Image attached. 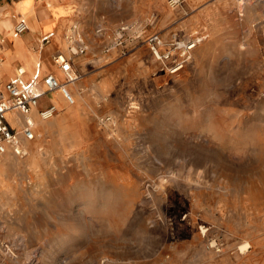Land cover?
<instances>
[{
  "label": "rangeland",
  "instance_id": "1",
  "mask_svg": "<svg viewBox=\"0 0 264 264\" xmlns=\"http://www.w3.org/2000/svg\"><path fill=\"white\" fill-rule=\"evenodd\" d=\"M259 1H205L200 27L163 33L123 0L126 17L95 30L100 51L79 31L77 55L100 56L107 78L91 81L84 116L39 130L0 166V264H264ZM121 23L137 26L114 47Z\"/></svg>",
  "mask_w": 264,
  "mask_h": 264
},
{
  "label": "crops",
  "instance_id": "2",
  "mask_svg": "<svg viewBox=\"0 0 264 264\" xmlns=\"http://www.w3.org/2000/svg\"><path fill=\"white\" fill-rule=\"evenodd\" d=\"M96 1L99 0H0V57L3 58L0 65V88L15 75L16 69L20 66L26 69L24 76L26 79L40 70L42 74L53 72L66 80V73L54 62L53 57L59 53L66 54L67 36L74 25L78 26L79 31L90 32L89 40L93 49L98 51L101 40L99 34L95 33L96 28L103 27V23L113 25L114 12L117 14L116 22L126 16L123 0L122 2L117 0L115 5L108 7ZM183 1L184 15L177 8L170 6L166 0H133L134 11L130 15L147 17V22L152 21V26L153 22H157V26L160 23L159 30L163 33L176 31L178 26L186 22L189 29L200 27L196 17L202 16L203 4L209 0ZM259 3L264 4V0H260ZM185 7L189 11L185 10ZM22 17L26 18L29 28L22 34H15V25ZM77 20L81 22L83 29ZM45 35H50V39L44 41ZM99 57L93 52L68 57L71 59V71L77 76L76 81L69 84V89L75 101L80 99L82 103L78 107L68 103L59 91L43 96L36 109L56 103L59 113L53 123H47L40 129L44 134L57 120L75 119L78 116L80 118L88 111L85 98L91 94V81L100 79L102 83L107 78L105 69L107 63L99 62ZM54 116L52 118H55Z\"/></svg>",
  "mask_w": 264,
  "mask_h": 264
},
{
  "label": "built area",
  "instance_id": "3",
  "mask_svg": "<svg viewBox=\"0 0 264 264\" xmlns=\"http://www.w3.org/2000/svg\"><path fill=\"white\" fill-rule=\"evenodd\" d=\"M170 6L174 8L181 7L183 0H167ZM137 26L135 23H121L116 30L115 46H123L126 42V33L134 30ZM29 28L26 18L22 17L14 28L15 34H22ZM100 34L103 27L97 29ZM71 45L73 54L83 53L88 48L84 38L79 32L77 25H74L67 36ZM50 39V35L44 36V41ZM154 53L160 58L163 57L157 46L161 39L158 34L150 35L147 39ZM195 46V41L183 44L182 59L173 60L170 71L177 72L184 66L185 61L189 58L188 52ZM111 47L107 48L110 50ZM166 57L169 56L164 55ZM55 63L59 64L66 73V81L62 80L53 72L42 74L37 70L34 75L26 79V69L20 66L16 69L15 75L4 83L0 88V154L12 152L17 156H25L28 153L26 147L27 141H33L36 138L35 121L32 116L34 108L39 107L40 100L43 96L59 91L70 104L75 103V97L69 89V84L77 79V76L71 71V59L64 57L63 54H57L53 57ZM3 58L0 57V65ZM40 66V65H39ZM38 115L43 119H49L58 112L56 103H51L44 108H38ZM21 116L22 118H18ZM16 119L17 121H12Z\"/></svg>",
  "mask_w": 264,
  "mask_h": 264
},
{
  "label": "bare ground",
  "instance_id": "4",
  "mask_svg": "<svg viewBox=\"0 0 264 264\" xmlns=\"http://www.w3.org/2000/svg\"><path fill=\"white\" fill-rule=\"evenodd\" d=\"M32 116H33L34 121H35V130H36L37 134H39V130L43 126H45L47 123H53L55 121V119H56V117L55 118H52L51 117L52 119L51 118H49V119H43V118H41L38 115L36 108H34V111L32 112ZM18 118H20V117H18ZM13 120H14V122L17 121L16 119H13ZM30 142L31 141H27L26 142V145L29 146V148L31 150H33ZM31 153L33 154V151ZM17 160H18V156L17 155H14V153H12V152H7L5 154H0V166L3 165V164H6V163H9V164L15 163V161H17Z\"/></svg>",
  "mask_w": 264,
  "mask_h": 264
}]
</instances>
